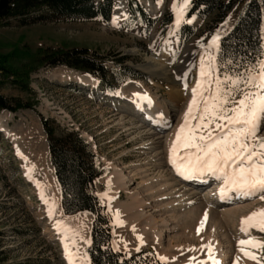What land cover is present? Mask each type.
<instances>
[{"label": "rangeland", "instance_id": "1", "mask_svg": "<svg viewBox=\"0 0 264 264\" xmlns=\"http://www.w3.org/2000/svg\"><path fill=\"white\" fill-rule=\"evenodd\" d=\"M151 1L159 6L155 12L148 8L152 16L162 17L171 11L175 19L168 25L156 26L148 35H143L139 28L120 29L119 25L127 15L117 18L115 15L121 11L128 13V0H117V8L108 23L99 20H60L22 25L17 19H3L0 23V54H7L9 64L19 65L21 57L15 54L20 50L29 48L35 51L40 47L60 46L67 42L71 46L88 47L110 55L111 66H115L112 58L125 56L126 64L141 74L140 77L126 79L118 90L106 92L104 83L94 76L67 65H48L31 74L32 90L26 91L0 72L1 94L34 103L33 109L24 108L15 113L9 110L0 112V125L11 132V135L2 132L3 138L0 141V264H68L62 255V242L57 240L58 235L52 237L49 233L54 218L48 216L44 197L32 180L33 172L23 169L25 161L19 154V144L28 147L29 143L37 141L50 157L41 115L53 119L62 128L78 130L93 145L106 168V172L97 178L96 186L102 201L115 212L113 241L118 249L130 253L140 250V247H136L137 237L131 230L134 226L129 228L125 224L128 219L125 218L127 214L122 213L123 206L125 208L136 204L134 197L138 193L140 200L146 197L148 203L152 201L155 197L146 196L149 190L145 189V185L148 182L155 185L158 183L159 186L160 178L164 176L171 179L162 183H167L170 189L168 193L177 191L175 198L165 199L157 208L149 203V206H145L148 218L140 221L151 220L152 216L162 220L171 217V213L181 217L171 219L172 225L167 226L163 243L151 238L152 242L142 248L147 251L149 258L155 254L159 259L165 257V264H213L209 258V248L206 247L211 245L214 250L212 255L219 264H237L236 258H239L238 264H264V249L245 246L248 251L260 257L254 260L244 255L239 244L240 240L250 238L264 241V232L255 229H251L250 233L242 231L244 212L233 216L227 214L225 217L220 213L219 209L223 205L237 202L224 203L225 199H221L223 203L212 201L214 209L219 211L214 217L211 212H207L209 207L204 205L203 200L205 193L212 188L208 187L209 182L204 184V188L187 185L186 180H179L178 171L170 167L172 141L177 138L184 124L194 98L193 89L200 85L194 74L196 57L208 50L212 42L209 40L205 44L201 37L194 36L179 43V24L173 6L179 5L180 0ZM193 1L190 0V4ZM210 19L194 16L191 22L199 31ZM184 67H189L186 81ZM213 75L215 78L217 72ZM90 77L95 78L93 85L84 81ZM210 88L209 93L214 91L215 85ZM122 91L124 95L119 97ZM144 92L151 93L162 105L161 111L166 113L167 118L160 128L148 126L141 114L143 110H135L133 101L138 97L137 94ZM200 108H203V102ZM197 122L193 120L192 124ZM210 128L218 131L214 124ZM207 131L204 130V134ZM259 135L264 136V127ZM188 151L192 149L179 147L178 155L183 156ZM122 169L133 178L124 189L118 188ZM112 178L117 182L114 183ZM53 189L60 201L61 189L58 186H53ZM181 193L184 194L179 198ZM114 194H118L120 204L108 202L107 197ZM256 197L257 202L251 203L249 201L253 199H246L242 203H250L253 207L264 206V199L258 200ZM182 200L184 204L179 206ZM171 201L178 205L176 212L165 208V204ZM61 212L63 218L70 219V215L73 216L65 213L63 208ZM250 213L245 215L249 216ZM74 214L80 216L86 225V234L90 240L94 215L89 211ZM191 221L192 224L188 225ZM221 250L224 257H216L217 251Z\"/></svg>", "mask_w": 264, "mask_h": 264}, {"label": "trees", "instance_id": "2", "mask_svg": "<svg viewBox=\"0 0 264 264\" xmlns=\"http://www.w3.org/2000/svg\"><path fill=\"white\" fill-rule=\"evenodd\" d=\"M117 0H11L8 8L0 13V23L17 19L22 25L45 21H91L110 22ZM128 17L120 29H140L148 35L156 26L170 24L171 11L162 17L152 16L140 0H128ZM210 22L199 31L188 23L193 16ZM179 43L194 36L201 37L205 44L209 40L219 41L216 65L217 75L221 72L235 74L251 67L253 62L264 58V0H194L185 12L183 22L177 31ZM21 57L19 65L9 64L7 54H0V72L21 89L31 91V74L43 66L67 65L84 74L101 80L105 91L113 92L126 79L140 77L141 74L126 64V57L112 58L110 55L88 47L60 46L29 48L16 52ZM24 108H34V103L8 98L0 93V112H17ZM47 134L51 162L62 189V206L67 214L89 211L95 215L91 230L89 255L91 264H164L154 254L147 251L129 254L115 248L113 230L115 212L109 209L98 195L96 180L106 172L91 142L78 130L62 128L51 118L41 115ZM0 131V141L2 140Z\"/></svg>", "mask_w": 264, "mask_h": 264}, {"label": "snow or ice", "instance_id": "3", "mask_svg": "<svg viewBox=\"0 0 264 264\" xmlns=\"http://www.w3.org/2000/svg\"><path fill=\"white\" fill-rule=\"evenodd\" d=\"M189 5L190 0L174 4L178 24ZM186 22L190 23L191 18ZM217 71L218 65L209 56L201 69L202 83L193 89L194 98L172 146V163L180 175L189 179L204 174L222 179L224 187L221 188V195L235 191L245 197L260 194V198L264 199V136L259 135L264 127V58L235 74L221 72L214 78L213 74ZM213 84L214 91L205 96V91ZM144 98L150 102L146 94ZM193 120L198 122L193 125ZM213 124L218 131L210 128ZM206 129L207 134H204ZM179 147L192 151L178 156ZM252 228L264 232V209L243 219L241 230L250 233ZM239 244L245 256L260 259L245 246L264 249V241L250 238L240 240ZM206 247L213 264H219L212 255L214 250L211 245ZM160 259L166 260L165 257ZM236 259L238 264L239 258Z\"/></svg>", "mask_w": 264, "mask_h": 264}, {"label": "bare ground", "instance_id": "4", "mask_svg": "<svg viewBox=\"0 0 264 264\" xmlns=\"http://www.w3.org/2000/svg\"><path fill=\"white\" fill-rule=\"evenodd\" d=\"M141 1L145 4V6H147V8H149L150 11L155 12L159 8V6L156 3L152 2L151 0H141ZM126 12L127 11H121V13L119 12L118 15H115L116 16L115 18L119 16L126 17L127 15ZM211 42L212 43H210L208 50L201 52L199 56L196 57L197 60L195 64L197 67H196L194 74H196V76L198 77V81L200 82V84L202 83L201 69H202V66L205 64V62L207 61V58L211 56L213 58V63H214V55L217 50L218 41L216 40L215 44H213V40ZM188 72H189V67H184L185 81L189 75ZM94 80H95L94 77H90V79H85L84 81L87 84L93 85ZM209 90H211V88L205 91L204 95L206 94L209 95L210 94L208 92ZM145 94L147 97L150 98V102L148 99L144 98ZM123 95H124V91H122L119 94V97ZM133 102L135 105V110H138L139 112L140 110H143L141 114L145 117V119L143 120H145L148 126H150L151 128H160V126L164 124L167 118L166 113L161 111V109L163 108L162 105L151 95V93H148V92L141 93ZM0 129L5 134L11 135V132L4 125H0ZM175 142H176V138L175 140L172 141L171 145H173ZM19 154L21 158L25 161L23 169L25 171L33 172L32 180L37 186V189L40 191V193L44 197L43 199H44V202L47 204V210H49L48 216L51 218L52 217L54 218V220L52 221L53 227L49 233H50V236L52 237L53 235L54 236L58 235L57 240L58 239L59 241L61 240L63 257L67 260L68 264H90V257L87 253V249L90 244V240L88 239L89 237H87V234H88L87 227L80 220L81 217L78 216L77 214H74L73 216L70 215V219L63 218L62 216L63 214L61 212L63 207H61L62 202H60L62 198V194L59 195L60 201H58L55 195V190L53 189V186L54 187L58 186L59 189H61V187L57 180L54 167L52 163L51 164L49 163L50 157L46 154L45 148L43 147V145H40L37 141H33L32 143H29L28 147H22V144H19ZM178 154L179 152L177 153V155ZM171 157H172V153L170 155V167H172L173 170L177 171V168L172 163ZM46 160H48V163H46ZM48 169L49 171H47ZM178 176H179L178 178L180 181H183V179L186 180V182L188 183L187 185L193 184L197 187H203V188L205 186L204 182L209 181L208 187H212V188L207 193H205L204 195L205 197L203 200H205L204 205L209 207L207 212H211L214 215V217H215V214H217L219 211L214 209V206H212L213 204L212 201H220L221 203H223L221 199H225L224 203L237 202V203H232L233 205H230V204L223 205L219 209L221 210L220 213H222L224 217L227 214L233 216L235 214H240L241 212H244L243 213L244 215L243 219H244L248 217L245 215L246 213H249V212L253 213L260 209H264V206L253 207V205H249L250 203L249 204L242 203L243 201H246V199H249V200L253 199L249 201L251 203L257 202L255 201V198H254L255 196H251V197L240 196L235 191L228 192V193H225L224 195H221V188L224 187V181L222 179H217L215 176H212L210 174H204L203 176H196V177L187 179L185 176L180 175L178 172ZM132 179L131 177H129V174H127L126 171L122 169L118 188L124 189L125 186H127L129 181ZM160 179H161V183L159 182V186H158V183L155 185L153 183L145 182L146 183L145 186H147L145 189L149 190V193L146 196L155 197L152 201L149 202L150 204H153V208L159 207L158 205L159 203H161L165 199L174 197V195L177 193V191L174 192V190L171 193H168L170 189L167 188V183L165 184L162 183V182H165L171 179H167L164 176L161 177ZM112 181L114 183L117 182L116 179L114 178H112ZM183 194L184 193L179 194L178 197L182 196ZM136 196L134 197L136 200L135 202L136 204H133V206H128L125 208L123 206L122 213L127 214V217L125 216V218L128 219V221H126L125 224L129 228L132 225L134 226L133 229L131 230H133L134 234L137 237L136 247H140L141 249L143 247H146L149 243L152 242L151 238H154V240H157L158 242L160 241L162 242L164 240V232L167 231V226L169 227L172 225L170 223L171 219L173 218V220H177L181 216L177 215L176 213H173V214L171 213L170 214L171 217L170 216L165 217L162 220H157L158 218L157 216H152L151 220L145 219L146 221L144 220L145 222H142L140 220L148 216L147 215L148 211H146L145 206H149L148 205L149 200H147L146 197L140 200L138 197L139 193ZM256 196H257L256 199L259 200L260 194H257ZM107 198H108L109 203H114V202L119 203L118 194H114ZM183 204L184 202L182 200L179 203V206ZM165 206H166L165 208L167 209L169 208L170 212H176L178 209L176 207L178 205H176L175 202H172V201L169 203H166ZM142 207L144 208L141 209ZM251 207H253L254 209L250 210ZM177 224H178V221H177ZM190 224H192V221L188 223V225ZM252 229L259 230L258 228H252ZM169 231H171V229H169ZM224 255L225 254L223 253V250L217 251L216 257L222 258L224 257Z\"/></svg>", "mask_w": 264, "mask_h": 264}, {"label": "water", "instance_id": "5", "mask_svg": "<svg viewBox=\"0 0 264 264\" xmlns=\"http://www.w3.org/2000/svg\"><path fill=\"white\" fill-rule=\"evenodd\" d=\"M11 0H0V13L9 7Z\"/></svg>", "mask_w": 264, "mask_h": 264}]
</instances>
